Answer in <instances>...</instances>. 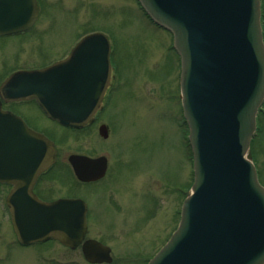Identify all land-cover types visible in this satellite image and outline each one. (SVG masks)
<instances>
[{
    "label": "water",
    "instance_id": "water-1",
    "mask_svg": "<svg viewBox=\"0 0 264 264\" xmlns=\"http://www.w3.org/2000/svg\"><path fill=\"white\" fill-rule=\"evenodd\" d=\"M148 17L174 37L181 59L184 118L194 183L178 229L149 264H264V187L250 145L264 102L261 0H138ZM37 0H0V36L28 31ZM110 43L85 37L51 67L21 71L0 89L5 102L36 100L61 126L83 129L100 107L111 79ZM107 138V128L101 127ZM53 142L1 110L0 183L14 190L7 203L19 243L58 241L82 249L89 264H111V249L88 239L83 200H39L33 187L55 161ZM82 182L101 179L105 160L71 156Z\"/></svg>",
    "mask_w": 264,
    "mask_h": 264
},
{
    "label": "rangeland",
    "instance_id": "rangeland-1",
    "mask_svg": "<svg viewBox=\"0 0 264 264\" xmlns=\"http://www.w3.org/2000/svg\"><path fill=\"white\" fill-rule=\"evenodd\" d=\"M38 2V19L27 33L0 38V85L16 71L45 69L65 59L92 33L109 38L117 68L92 126L73 131L45 121L37 125L59 150L58 166L41 181L40 192L48 201H86L87 239L109 247L112 264H148L178 228L194 182L173 38L151 22L137 0ZM261 21L264 39V0ZM257 121L250 153L264 187V104ZM72 154L106 156L108 176L97 185H79L68 164ZM8 192L0 186V264H89L81 249L58 242L20 246L5 202Z\"/></svg>",
    "mask_w": 264,
    "mask_h": 264
},
{
    "label": "flooded vegetation",
    "instance_id": "flooded-vegetation-1",
    "mask_svg": "<svg viewBox=\"0 0 264 264\" xmlns=\"http://www.w3.org/2000/svg\"><path fill=\"white\" fill-rule=\"evenodd\" d=\"M38 4H39V2H38ZM39 12H40V5H39ZM111 48H112V45H111ZM112 56H113V50H112V53H111V57ZM111 64H112V61H111ZM112 68L114 70L113 74H115V71H117V68L114 67L113 64H112ZM19 71H21V70H19ZM113 74H112V81H113ZM111 85H112V82H111ZM110 88H111V86H110ZM110 88L108 89L107 94L105 95V97L103 99V102L101 104V109L95 114V116L93 118V122H89L84 129L92 126L95 123V121L99 118V116L101 115L100 113L103 112V110L105 108V101H106V98L108 96V92L111 90ZM1 104H2V110L4 112H9V113L13 114L14 116L20 118L30 130H32L33 132L45 135L46 137H48L51 141H53L56 144V142L48 134H46L45 132H43L41 129H39L37 127V125L40 122H43V121H45V122H47V123H49L51 125H56V126H58V125L56 123L52 122L51 120H49L44 115L43 111L41 110L40 106L38 105V103L36 101H34V100H26V101H18V102H4V101H1ZM101 126H106V125H101ZM101 126H100V128H101ZM100 128H99V130H100ZM79 131H82V130H79ZM56 147H57V144H56ZM57 150H58V148H57ZM72 155L84 156V157H86L88 159H91V160L106 159L105 176L101 180L90 182V183H81V182H79L76 179L75 175H74L73 169L69 165L71 173L74 176V178L76 179L77 183H79V185L85 186V187H90V186H93V185H97L98 183L103 181L108 176L109 159L106 156H99V157H95L94 158V157L83 155V154H72ZM58 163H59V150L57 152L55 163L48 170H46L45 172L40 174V176L38 177V179H37V181H36V183H35V185L33 187V194L38 199H40V200H42L44 202H54V201H57L59 199H80V198H70V197L66 198L65 197V198H58V199H55V200H49L48 201V200H45L44 197L42 196V193L40 192L41 181L44 180V178L46 176H48L53 170H55V168L58 166ZM0 186H5V187H7L9 189V192H8V195H7L6 199H5V202H6L8 211L10 213V219H12L11 210H10V208L8 206L7 201L9 199V197L11 196V194H12V192L14 190V187L12 185H10V184H0ZM86 204H87V202H86ZM87 206H88V213H87V218H88V216H89L88 215L89 214V205L87 204Z\"/></svg>",
    "mask_w": 264,
    "mask_h": 264
}]
</instances>
